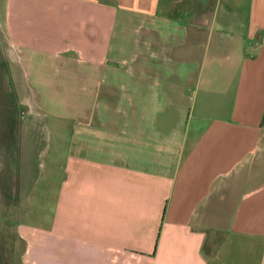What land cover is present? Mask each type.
I'll list each match as a JSON object with an SVG mask.
<instances>
[{
    "label": "crops",
    "instance_id": "crops-1",
    "mask_svg": "<svg viewBox=\"0 0 264 264\" xmlns=\"http://www.w3.org/2000/svg\"><path fill=\"white\" fill-rule=\"evenodd\" d=\"M163 1L0 0L7 73L82 81L41 181L35 120L2 154L24 174L22 264H264V0L205 24L159 21Z\"/></svg>",
    "mask_w": 264,
    "mask_h": 264
},
{
    "label": "rangeland",
    "instance_id": "rangeland-1",
    "mask_svg": "<svg viewBox=\"0 0 264 264\" xmlns=\"http://www.w3.org/2000/svg\"><path fill=\"white\" fill-rule=\"evenodd\" d=\"M214 2H218L217 6L219 5L221 12L223 8H231V2L236 1L164 0L158 12V20L170 18L172 22L182 23L193 19L198 24L200 22L205 24L210 19ZM239 3L246 5L247 0H239ZM169 31H171L172 43L173 41L175 43L178 38V30L170 27ZM154 33V35L149 36L160 37L158 31ZM6 51V39L2 24H0V264H22L24 243L18 236L17 224L26 221V215L21 212L19 206L21 176L24 174H21L19 165L16 168L17 171L14 170L10 173L11 168L4 164L2 154L4 152L7 153L6 155L10 154L16 161L17 145L21 137L18 135L17 122L21 117L27 121L35 120L38 124L36 134L40 136V142L37 145L39 151L30 162L27 176L33 177L32 179L38 176L41 181V176L43 173L45 174L42 168L50 161L51 136L57 132L60 134L67 133V114L69 111L65 105L61 104L60 99H65L68 93L79 92L82 81L81 78L76 77V79L72 77V74H67L66 78L70 88L68 91L59 85L63 81L62 77H53L52 73H40L38 78L34 79L24 77V75L13 78L10 73L6 72ZM121 82L129 85V78H112L111 83H103L100 96H105L110 102L117 101L120 92L115 88V85L117 86ZM32 89L36 91V94ZM24 90L27 94L26 99L24 96L22 97ZM19 93L22 94L19 95ZM34 99L36 103L31 106L23 103L30 100L34 101ZM5 118L9 121H4ZM4 146L7 148L4 149ZM8 171L9 175L7 174Z\"/></svg>",
    "mask_w": 264,
    "mask_h": 264
},
{
    "label": "trees",
    "instance_id": "trees-1",
    "mask_svg": "<svg viewBox=\"0 0 264 264\" xmlns=\"http://www.w3.org/2000/svg\"><path fill=\"white\" fill-rule=\"evenodd\" d=\"M17 154H18V148H17V153H16V156H17Z\"/></svg>",
    "mask_w": 264,
    "mask_h": 264
}]
</instances>
